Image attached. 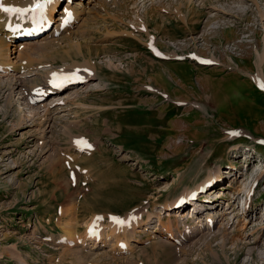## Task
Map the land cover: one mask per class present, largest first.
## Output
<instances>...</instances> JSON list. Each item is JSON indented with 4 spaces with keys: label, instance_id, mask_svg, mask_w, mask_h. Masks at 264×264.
<instances>
[{
    "label": "rangeland",
    "instance_id": "374dc122",
    "mask_svg": "<svg viewBox=\"0 0 264 264\" xmlns=\"http://www.w3.org/2000/svg\"><path fill=\"white\" fill-rule=\"evenodd\" d=\"M70 1V28L58 0L47 31L7 43L0 264H264V0ZM73 64L89 80L38 95ZM130 215L126 238L106 237ZM181 230L194 233L172 240Z\"/></svg>",
    "mask_w": 264,
    "mask_h": 264
},
{
    "label": "bare ground",
    "instance_id": "6f19581e",
    "mask_svg": "<svg viewBox=\"0 0 264 264\" xmlns=\"http://www.w3.org/2000/svg\"><path fill=\"white\" fill-rule=\"evenodd\" d=\"M68 2H66V6L64 7L63 9V12H62V15L60 17V19H57L58 21H60V24H59V29H66V28H70V25L71 23L69 22V20L71 21H75L77 20L76 18V14L75 12L72 11V7H71V2L70 0H66ZM58 0H52V3L50 4H47L44 8L43 11L39 10V9H36L35 11L31 10L33 8V5L35 3V0H2V3L5 5V6H13V7H17V8H21V9H28V11H25L23 13H11V14H6V13H3V12H0V31H3L5 33V36L7 38V40L1 38L0 39V70L3 71V73H9V70L12 69V70H16V66L11 62V59L12 56L10 55L11 53H14V50L13 51L11 50L10 51V47H8L7 43L10 41V40H14L16 38V35L18 33H22L24 31H28L31 27H35V28H41L43 30H46L48 25L50 24L51 20H52V16H53V13H54V10L56 8V4H57ZM70 2V3H69ZM76 4L78 5V3L76 2ZM75 10V9H74ZM61 13V12H60ZM70 14V16H69ZM67 21V22H65ZM64 28H63V27ZM62 27V28H61ZM67 30V29H66ZM47 31V30H46ZM40 32H42V30L40 31L39 29H37L35 32H32L30 34H26V35H23V36H27V35H30V36H34V35H37V34H40ZM9 40V41H8ZM16 40V39H15ZM14 43V41H13ZM33 45V43H31ZM23 45V44H22ZM15 48H16V44L14 45ZM20 46V45H18ZM17 46V47H18ZM21 47V46H20ZM19 48V47H18ZM33 48L35 49H40L41 47L40 46H36L35 44L33 46H30L28 45L24 50L26 51H30L32 50ZM34 49V50H35ZM18 50V49H17ZM29 53V52H28ZM258 56H257V66L259 67L263 60H264V43H263V48H261V52H258L257 53ZM30 57V56H29ZM48 59V57H47ZM208 61V60H207ZM30 59H26V61L23 62V64L20 66V68H23L22 72H26V75L25 76H28L31 74V70L30 69ZM204 64H207L209 65L208 63H204ZM74 65V66H73ZM72 67L70 70L66 69L67 71L65 73H61L60 74H56L55 71H53L52 73L50 72V75H49V72H48V75L46 77V79L44 80V82L42 83V88H41V91L43 90V92H40L39 90V93L38 95L40 97L42 96H45L46 94L48 93H51V92H54L56 90H60L61 88L67 86V85H71L73 84L77 79H76V75L77 77L79 78H82V81H87L89 80L90 78V72L87 70V68H90V67H86L88 66V64H81V65H78V64H73ZM90 66V65H89ZM81 68V69H80ZM260 68V67H259ZM20 70V71H21ZM60 70V69H59ZM61 71V70H60ZM93 72V71H92ZM23 75V74H22ZM20 76V75H19ZM75 77V78H74ZM15 81V80H14ZM24 82V80H20V82L18 83V81H15L13 82L12 79L10 81H6L5 85H12L13 88L15 90H17L18 86H20L22 83ZM24 84V83H23ZM9 86V85H8ZM23 86V85H22ZM97 87V86H96ZM24 88V87H23ZM37 89V88H36ZM34 91V90H33ZM25 93V92H24ZM36 96V92L34 93V95H30V92L27 94V102H29L32 106V102L33 103H36L38 101V99L40 98L39 96ZM22 96V95H21ZM64 96V95H63ZM56 96H53L52 98L54 99ZM45 98V97H44ZM41 99V98H40ZM26 100V98H25ZM64 99L62 98H57L56 100L54 99L53 103H51L53 106L54 105H58L62 103ZM64 103V102H63ZM40 105V104H39ZM30 106V105H29ZM37 108V107H36ZM48 108V107H47ZM47 111V110H46ZM45 111V112H46ZM36 112V110H35ZM48 113H50L48 111ZM39 114L36 113L34 114V116L32 118H34L35 116H38ZM87 144V143H86ZM80 145V144H79ZM233 145V146H232ZM231 145V148H230V152H233L237 149H239V144H232ZM88 148V147H87ZM215 174V175H214ZM217 175V172L214 171L212 174L208 175L205 177L204 181L198 186V184L196 185V189L193 188L192 192H190L189 194H187L188 196L193 193V192H198L200 189H201V186L203 183L210 181L212 180V178H214L215 176ZM182 176V174L180 172H176V176L172 177L173 180L172 182L170 183V185H177L178 183V180L179 178ZM206 184V183H205ZM198 186V187H197ZM201 193V192H199ZM186 195V196H187ZM187 196V197H188ZM198 198V197H197ZM185 199V198H184ZM176 204V203H175ZM174 204V205H175ZM158 207H161V208H164V209H169L171 208L170 205L168 203H165V204H159ZM158 211V210H157ZM156 211V212H157ZM161 212V210H160ZM209 213V214H208ZM211 212H207V222L208 221H214L213 217L210 216ZM139 215V214H138ZM131 217L128 218L125 220V224L123 225H117V224H113V225H110L111 227H107L109 228L108 229V232L106 237L108 236H111V237H121L122 240L123 238H126V235L129 233L130 229H132V227L135 225H133V223L135 222L134 219L132 218V215H130ZM140 216V215H139ZM159 216V215H158ZM100 217V216H99ZM218 218V217H217ZM91 222V221H90ZM112 223V222H111ZM196 224L198 225L199 223L196 222ZM142 225V224H141ZM64 226V225H63ZM99 226V225H97ZM157 227V226H155ZM160 227V226H159ZM73 228V225L71 223H66V225L62 228L63 229V232L65 234L66 237L69 238V240H73L74 237L71 236V229ZM184 228V227H183ZM188 228V227H187ZM103 230V229H102ZM188 230V229H187ZM101 230L97 229L96 227L92 226V223L86 225L85 227V230H83V234H84V237L87 238L88 240L89 239H99L101 236H102V232H100ZM105 231V230H104ZM190 231V229H189ZM189 231H186V230H181L179 231L178 235L173 237L172 240H186L190 237V233ZM157 232V231H156ZM194 233V232H192ZM191 233V234H192ZM81 234V233H80ZM63 235V234H62ZM61 235V236H62ZM77 237V235H76ZM65 237H61L60 240H64ZM131 238V237H130ZM59 239V238H58ZM129 239V238H128ZM246 239V238H245ZM77 240V238H75V241ZM81 240V239H80ZM84 240V239H83ZM82 240V241H83ZM101 240V239H100ZM127 240V239H126ZM81 241V242H82ZM85 241V240H84ZM120 241V240H119ZM117 241V242H119ZM125 241V240H124ZM170 241V240H169ZM73 242V241H72ZM79 242V241H78ZM77 242V243H78ZM103 242V241H102ZM164 242V240H163ZM171 242V241H170ZM91 243V242H90ZM167 243V242H166ZM74 244V243H72ZM82 244V243H81ZM118 244V243H117ZM121 246L122 244H127V243H120ZM165 244V242H164ZM76 245V243H75ZM80 245V244H79ZM85 245V244H83ZM81 245V246H83ZM176 245V244H175ZM120 246V247H121ZM171 246H173L171 244ZM79 247V246H78ZM94 247V246H93ZM90 248V247H89ZM125 250V249H124ZM105 251V250H104ZM89 252V251H88ZM121 252V250L119 251ZM106 255V254H105Z\"/></svg>",
    "mask_w": 264,
    "mask_h": 264
},
{
    "label": "snow or ice",
    "instance_id": "6c2138e0",
    "mask_svg": "<svg viewBox=\"0 0 264 264\" xmlns=\"http://www.w3.org/2000/svg\"><path fill=\"white\" fill-rule=\"evenodd\" d=\"M52 3V0H35V3L33 5V8L31 10L35 11L36 9H39L41 11H43V9L45 8V6L47 4ZM25 11H28V9H21V8H17V7H13V6H5L2 3V0H0V12L6 13V14H11V13H23ZM70 16V14H69ZM67 22V21H65ZM159 54V53H157ZM237 133H232V135H236ZM78 145L80 143H83L82 141H78L77 142ZM97 219H101V218H97ZM110 219L112 220L113 223L117 224V225H123L125 224V221L120 220L116 217H110Z\"/></svg>",
    "mask_w": 264,
    "mask_h": 264
},
{
    "label": "crops",
    "instance_id": "0c3cea01",
    "mask_svg": "<svg viewBox=\"0 0 264 264\" xmlns=\"http://www.w3.org/2000/svg\"><path fill=\"white\" fill-rule=\"evenodd\" d=\"M262 77L264 78V73H263V72H262ZM258 82H259L260 84H262L260 78H258Z\"/></svg>",
    "mask_w": 264,
    "mask_h": 264
}]
</instances>
